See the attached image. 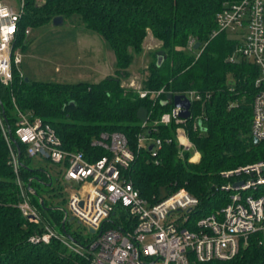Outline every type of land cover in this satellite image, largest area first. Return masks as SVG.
I'll return each mask as SVG.
<instances>
[{"label":"trees","instance_id":"16d2710c","mask_svg":"<svg viewBox=\"0 0 264 264\" xmlns=\"http://www.w3.org/2000/svg\"><path fill=\"white\" fill-rule=\"evenodd\" d=\"M226 1L234 0H43L40 5L36 0H22L23 13L13 50L25 38L26 26L41 27L54 17L64 20L76 14L85 30L100 35L115 57L113 74L95 83L26 80L14 67L11 83L0 84V108L17 142V147L13 146L19 151L20 175L34 189L31 199L50 224L53 217L54 224L60 227L63 212L48 208L45 199L47 209L38 201L42 195L37 186L46 188L51 179L45 171L28 166L25 146L14 134V105L48 123L60 137L63 149L82 152L91 160L106 154L91 146L93 138L103 131L123 133L134 152V160L124 174L141 197L152 204L184 188L199 199L192 212L194 220L227 204L232 190L221 187L243 178L242 174L226 177L223 172L264 160V139L254 143L250 135L258 70L239 56L229 60L238 43L226 33L209 40L215 13ZM148 30L161 46L157 53H151L143 89L163 88L161 97L169 101L167 104H162L164 99L140 98L137 91L121 85L129 66L142 51ZM191 39L200 43L198 48L188 47ZM187 90L208 94L203 104L191 105L187 119L189 139L200 153L197 162L187 161L190 152L184 153L185 160L179 158L174 140L176 125L158 123L160 115L173 105V96ZM141 107L147 110L144 126L137 117ZM196 116H201V124L195 127ZM143 131L147 137L160 138L161 147L151 150L147 144L138 148L137 135ZM8 156L0 129V264H71L72 255L57 240L49 244L28 241L41 227L23 217L18 209L15 176ZM39 176L47 177V181ZM257 193L264 197V184ZM115 214L117 218L108 227L131 230L133 222L126 212L117 206ZM194 264H264V233L251 234L247 245L229 260Z\"/></svg>","mask_w":264,"mask_h":264},{"label":"built area","instance_id":"2783aa9c","mask_svg":"<svg viewBox=\"0 0 264 264\" xmlns=\"http://www.w3.org/2000/svg\"><path fill=\"white\" fill-rule=\"evenodd\" d=\"M22 6V0L19 9L0 0V84L5 86L12 81L13 68L19 70L21 63V54L13 50V44L23 13ZM214 21L215 27L209 40L220 33L235 34L238 44L229 60L234 61L239 56L258 70L254 80L256 93L251 102L250 135L259 142L264 139V0L226 1L215 13ZM24 33L28 34L29 29L26 28ZM196 42L189 40L188 47L194 48ZM163 93V88L138 91L140 98L152 99H164L161 97ZM177 94L184 95L191 105L194 102L203 104L208 98V94L196 90ZM14 107V134L25 146L26 156L30 160L38 158L57 167L55 182L50 172H45L51 179L48 185L53 189L52 195L57 189L67 192L65 209L58 208L63 212L62 221L66 225L76 220L92 234L85 244H81L67 233L66 228L67 234L57 230L42 215L31 199L30 193L34 194V189L20 175L19 156L0 108V129L9 152L8 163L15 176L18 209L23 217L38 222L41 227L40 231L29 236L28 241L49 244L57 240L72 255L71 264H194L225 261L235 257L247 245L251 234L264 233V197L257 193L264 184V160L223 172L226 177L243 174V178L234 181H241L242 184L234 186V183H227L222 186L224 190H232L229 202L194 220L192 212L198 207L199 199L184 188L152 204L141 197L124 174L134 160V152L123 133L103 131L93 138L91 146L103 149L106 154L91 160L82 152L63 149L60 137L48 123L32 112H22L16 105ZM189 110L191 113V106ZM180 111L181 108L172 105L169 111L160 115L158 123L176 125L174 140L181 148L178 155L193 150L188 160L194 162L197 158L199 160L200 153L184 128L191 114L188 118H182ZM200 119L201 116L195 117V127ZM145 124L142 123V126ZM147 144L151 150H155L161 147L162 140L147 137L143 131L137 135V147ZM55 184H59V188ZM38 199L40 203L46 197ZM117 206L133 222L131 230L108 227L112 219L117 218Z\"/></svg>","mask_w":264,"mask_h":264},{"label":"rangeland","instance_id":"374dc122","mask_svg":"<svg viewBox=\"0 0 264 264\" xmlns=\"http://www.w3.org/2000/svg\"><path fill=\"white\" fill-rule=\"evenodd\" d=\"M11 4L15 9L21 6V0H1ZM43 0H36L40 5ZM29 33L16 50L21 54V63L18 65L19 71L32 81L77 83V82H99L113 74L110 67L114 68L115 57L112 49L106 41L98 34L85 30L78 15L74 14L64 19V23L59 26L49 22L41 27H30ZM231 40H236V35L226 33ZM142 51L137 55L133 63L128 68V74L121 79V85L135 91L143 89L144 80L148 75V62L151 60V53H157L160 42L152 37L148 30L142 41ZM154 99V98H153ZM159 99V98H157ZM148 118V117H147ZM147 122V121H146ZM188 122L184 128L187 130ZM178 151L181 149L177 144ZM186 151H184L185 153ZM190 153L193 150L188 151ZM185 160L184 155H178ZM187 161L188 158H187ZM198 158L194 161L197 162ZM32 169H43L50 172L55 182L57 167L41 159H32L27 162ZM243 175V174H242ZM244 176V175H243ZM44 181L47 177L39 176ZM59 188V184H55ZM49 187V185L47 186ZM37 186L39 193L46 197L47 207L54 209H65L67 192ZM59 192V193H58ZM39 201V199H38ZM46 207V208H47ZM58 210V209H57ZM55 214V212H53ZM52 216V214H50ZM50 216V217H51ZM57 230L56 220L51 217ZM60 228V229H59ZM67 233L76 238L81 244H85L92 234L76 220L67 222Z\"/></svg>","mask_w":264,"mask_h":264},{"label":"water","instance_id":"95a60500","mask_svg":"<svg viewBox=\"0 0 264 264\" xmlns=\"http://www.w3.org/2000/svg\"><path fill=\"white\" fill-rule=\"evenodd\" d=\"M52 23L55 26H59V25H62L64 23V20H63V18L61 16H57V17H54L52 19ZM199 44H200L199 42H196L195 45H194V48L195 49L198 48L199 47ZM158 61L160 63L161 62V58H159ZM25 79L28 80V78H25ZM162 104H167V102L166 101H162ZM173 105L175 107L181 108V111L179 113L180 117H182V118H188L190 116V110L189 109H190L191 103H190V101L186 97H184V95H182V94H175L173 96ZM0 107H2L1 106V103H0ZM137 117H138V119H139L140 122H142V123L146 122L147 121V110L145 108H143V107L139 108L138 111H137ZM200 124H201V122L198 121V125H200ZM9 135H10V139L12 140V142L17 147V142L12 138V136H11L10 133H9ZM253 142L254 143H258V140L256 138H253ZM149 149H151V146L149 147ZM18 153H19V151H18ZM241 184H242L241 181L240 182H236V183H234V186L241 185ZM28 186H29V184H28ZM40 205L43 206L44 208H46L44 206L43 200H40ZM61 229H62V231L65 234H67L66 233V230H65L64 220L61 222Z\"/></svg>","mask_w":264,"mask_h":264},{"label":"crops","instance_id":"0c3cea01","mask_svg":"<svg viewBox=\"0 0 264 264\" xmlns=\"http://www.w3.org/2000/svg\"><path fill=\"white\" fill-rule=\"evenodd\" d=\"M114 60H115V59H114ZM110 69H111V71L113 70V72H114V68H113L112 66L110 67Z\"/></svg>","mask_w":264,"mask_h":264},{"label":"bare ground","instance_id":"6f19581e","mask_svg":"<svg viewBox=\"0 0 264 264\" xmlns=\"http://www.w3.org/2000/svg\"><path fill=\"white\" fill-rule=\"evenodd\" d=\"M196 159V156L193 158V160H195Z\"/></svg>","mask_w":264,"mask_h":264}]
</instances>
